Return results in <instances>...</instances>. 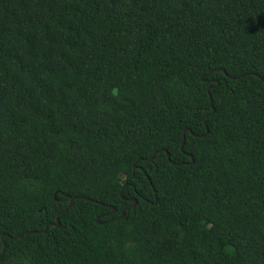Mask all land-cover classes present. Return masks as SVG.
<instances>
[{"label": "trees", "instance_id": "16d2710c", "mask_svg": "<svg viewBox=\"0 0 264 264\" xmlns=\"http://www.w3.org/2000/svg\"><path fill=\"white\" fill-rule=\"evenodd\" d=\"M0 264H264V0H0Z\"/></svg>", "mask_w": 264, "mask_h": 264}, {"label": "water", "instance_id": "95a60500", "mask_svg": "<svg viewBox=\"0 0 264 264\" xmlns=\"http://www.w3.org/2000/svg\"><path fill=\"white\" fill-rule=\"evenodd\" d=\"M202 81L205 82V78H204V77L202 78ZM208 92H210V89H209ZM187 131H190V130H187V129H186L185 132H187ZM184 144H185V141H184L183 144H182V149H183V147H184ZM164 152L167 154V157H168L169 161H171L170 154H169L167 151H165V150H164ZM153 159H154V156H153L149 161H151V160H153ZM193 162H194V160H193ZM73 202H74V199H71L70 204H69V207H71V206L73 205ZM136 204H137V201L134 200V205H133V206H136ZM115 212H116V209H115V208H112V214H114ZM124 215H125V211L122 212L120 218L124 217ZM58 223H59V218H58ZM97 223H98V224L101 223V222H100V219H97ZM52 226H58V224H56V225L52 224ZM48 228H49V226L46 227V229L44 230V232L47 231ZM5 248H6V245H5Z\"/></svg>", "mask_w": 264, "mask_h": 264}]
</instances>
